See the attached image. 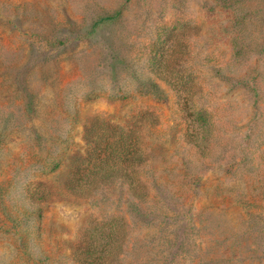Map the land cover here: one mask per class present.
I'll return each mask as SVG.
<instances>
[{
  "label": "rangeland",
  "instance_id": "obj_1",
  "mask_svg": "<svg viewBox=\"0 0 264 264\" xmlns=\"http://www.w3.org/2000/svg\"><path fill=\"white\" fill-rule=\"evenodd\" d=\"M161 53L200 86L198 145L155 77ZM149 78L162 96L137 89ZM140 111L157 117L137 169L147 198L122 181L68 195L91 117ZM115 215L133 230V264H264V0H0V264H75L86 221Z\"/></svg>",
  "mask_w": 264,
  "mask_h": 264
},
{
  "label": "trees",
  "instance_id": "obj_2",
  "mask_svg": "<svg viewBox=\"0 0 264 264\" xmlns=\"http://www.w3.org/2000/svg\"><path fill=\"white\" fill-rule=\"evenodd\" d=\"M120 11L98 19L94 26L118 18ZM244 46L236 51V58L242 57ZM170 56V55H169ZM176 63L161 56L157 62V79L165 82L177 92L181 110L187 111L188 127L186 137L198 145L199 127L204 113H207L197 100L200 86L194 78L181 73ZM224 68L219 67L218 72ZM186 72V71H185ZM245 85V84H243ZM133 84L120 85L118 92L123 96L133 94ZM141 93L162 96L155 79L139 81ZM157 117L153 111H140L125 123H114L101 115H95L88 121L84 130L85 150L71 158L69 170L64 180V190L68 195L80 199L109 191L118 181L125 184V191L134 198L145 200L148 196L147 184L139 179L137 169L148 160V144L143 133L144 126L154 127ZM191 129V130H190ZM206 137H202L205 141ZM59 165V163H58ZM45 170V165L42 166ZM44 188H43V187ZM46 187L41 183L42 193ZM75 264H133V230L121 215H115L109 221L97 222L91 218L80 230L74 246Z\"/></svg>",
  "mask_w": 264,
  "mask_h": 264
}]
</instances>
